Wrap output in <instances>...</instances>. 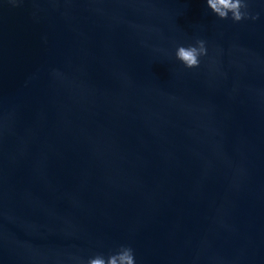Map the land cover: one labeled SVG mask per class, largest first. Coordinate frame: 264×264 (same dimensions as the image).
I'll use <instances>...</instances> for the list:
<instances>
[{"label":"water","instance_id":"1","mask_svg":"<svg viewBox=\"0 0 264 264\" xmlns=\"http://www.w3.org/2000/svg\"><path fill=\"white\" fill-rule=\"evenodd\" d=\"M246 3L234 22L206 0H0V264H264V0Z\"/></svg>","mask_w":264,"mask_h":264},{"label":"clouds","instance_id":"2","mask_svg":"<svg viewBox=\"0 0 264 264\" xmlns=\"http://www.w3.org/2000/svg\"><path fill=\"white\" fill-rule=\"evenodd\" d=\"M207 8L220 19L229 18L239 22L247 18V13L241 11L247 8L246 0H206ZM256 19V17H252ZM206 49L203 41H197L195 46H179L176 49L175 57L185 67L193 68L199 64V57L204 55ZM87 264H136L133 250L127 246H120L119 250L110 254L107 258L97 255L88 260Z\"/></svg>","mask_w":264,"mask_h":264}]
</instances>
